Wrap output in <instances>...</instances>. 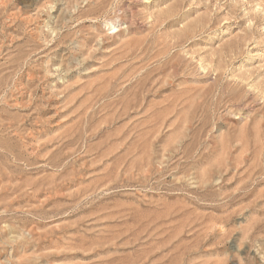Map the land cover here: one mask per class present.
<instances>
[{"label":"rangeland","instance_id":"1","mask_svg":"<svg viewBox=\"0 0 264 264\" xmlns=\"http://www.w3.org/2000/svg\"><path fill=\"white\" fill-rule=\"evenodd\" d=\"M0 264H264V0H0Z\"/></svg>","mask_w":264,"mask_h":264}]
</instances>
